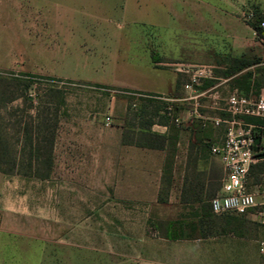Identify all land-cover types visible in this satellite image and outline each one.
I'll return each instance as SVG.
<instances>
[{
    "label": "rangeland",
    "instance_id": "obj_1",
    "mask_svg": "<svg viewBox=\"0 0 264 264\" xmlns=\"http://www.w3.org/2000/svg\"><path fill=\"white\" fill-rule=\"evenodd\" d=\"M208 4L216 12L223 6L221 0H0V135L9 154L0 161V229L7 216L6 228L16 243L27 244L30 235V245L56 250L80 240L99 256L105 254L112 184L119 186V197L132 195L123 184H139L133 195L150 196L149 184H154L161 161L159 153L123 151L115 127L132 132L149 120L158 122L159 116H168L163 113L166 104L179 120L168 123L174 125L171 138L179 128L202 125V143L211 147L223 140L224 126L214 128L211 119H229L227 97L240 86L248 94L251 85L245 82L253 78L246 71L230 73V64L209 61L202 40ZM248 7L239 14L244 23ZM148 58L157 69L178 74L176 92L161 95L167 102L129 88L139 80V64ZM177 65L206 68L209 74L193 90H185L187 78L175 71ZM256 71L264 73L259 67ZM253 84L256 95L260 89L264 94L261 74ZM256 119L264 127V119ZM259 132L256 143L262 147L264 130ZM27 135L33 141L30 149ZM173 146L171 140L162 155L160 197L165 196ZM207 158L216 171L221 168L214 157ZM247 190L255 194V214L264 207V157L249 166ZM164 208L170 216V208ZM193 214L195 234L252 227L259 240L264 238L256 216L237 220L215 215L209 202L195 206ZM75 228L82 229L80 239ZM145 230L149 239H156L150 220ZM71 254L57 249L54 256ZM90 256L84 253L83 262L92 263ZM60 261L55 264H71Z\"/></svg>",
    "mask_w": 264,
    "mask_h": 264
},
{
    "label": "crops",
    "instance_id": "obj_2",
    "mask_svg": "<svg viewBox=\"0 0 264 264\" xmlns=\"http://www.w3.org/2000/svg\"><path fill=\"white\" fill-rule=\"evenodd\" d=\"M221 1L223 6L218 8V12L215 8H211L210 4L205 6L208 11L206 10L207 15L202 21V40L208 47L206 52L212 58L209 61H218L227 66L231 64L232 59L253 61V64L239 71L242 74L245 71L251 73L253 79L248 78L245 82L246 86L249 83L251 85L246 87L249 89V93L246 94L243 86H240L238 91L248 97H256L257 88L253 84V80L260 77V74L261 77H264V73L256 71L258 67L264 69V40L260 39L247 23L240 20L239 14L243 7L250 5L251 10H258L264 16V0ZM210 12L215 14L211 16ZM211 29H213V33H211ZM139 67V80L132 81V84L129 85L130 89L157 96H170L176 92L178 74L169 70L157 69L149 58L140 63ZM262 91L263 89H260L261 93ZM253 120L258 119L250 118L248 122L260 126L252 122ZM154 127L159 130H155ZM114 129L118 131L117 142L123 151L159 153L161 161L155 168L154 184H149L153 189V194L150 196L133 195V191H139V184H123L124 189L130 188L132 195L119 197L116 195L119 186L112 184L113 196L110 203L111 215L107 219L105 254L99 256L97 250L95 251L91 247L85 248L80 240L74 245L60 244L56 250L48 245H30V235L26 236L27 244L16 243L17 240L11 234L12 231L6 228L9 219L6 216L3 218L5 223L0 229V264H55L56 260L64 262L68 260L71 264H87L88 262H83L84 253L91 254L92 263L90 262V264H99V259L103 264H264L258 251L259 232L252 227L245 230L240 228L224 230L219 233H205L204 235L194 233L195 228L190 221L193 220L195 206H203L208 201L204 198L199 201H183L181 197L188 147L193 141L189 128H179L175 131L169 174L170 184L168 187L165 186L164 197H160L164 169L162 155L166 153L168 144L164 150L126 145L122 143L124 128L118 126ZM150 131L164 136L169 134L168 127L158 124H153ZM255 131L258 140L262 135L259 130ZM132 132L136 135L144 131L134 128ZM204 141L209 142L207 139ZM207 153L209 157H213L208 151ZM207 157L203 155L202 159L197 161L196 172L215 170L212 160L207 161ZM214 158L221 167L219 160ZM109 166L111 167V159ZM112 167L114 171V161ZM216 169L221 173L222 167L216 166ZM164 207L170 208L172 212L170 216ZM246 216L255 215L248 213L233 217L241 220ZM147 220H150L156 229L155 240L149 239L146 235ZM258 227L260 228V226ZM73 231L75 237H79V239L82 237L81 228H75ZM57 249L61 254L65 252L74 254L67 257L59 255L56 258L54 254L57 253ZM94 253L96 254L93 255Z\"/></svg>",
    "mask_w": 264,
    "mask_h": 264
},
{
    "label": "built area",
    "instance_id": "obj_3",
    "mask_svg": "<svg viewBox=\"0 0 264 264\" xmlns=\"http://www.w3.org/2000/svg\"><path fill=\"white\" fill-rule=\"evenodd\" d=\"M253 18L254 11L250 10L246 14L247 22ZM260 27L264 29V21ZM175 71L186 76L187 83L183 84L185 90H193L200 84L201 78L209 74L206 68L187 65H177ZM157 98L169 101L161 96ZM170 109L171 106L167 105L166 110ZM226 113L229 119H211L214 128L224 126V138L219 144L210 147V154L221 164L223 178L219 193L209 201V206L216 215L243 216L257 207L255 194L247 190V174L251 163L258 159L256 153L262 152L256 143L255 130H264V127L244 120L264 119V94L248 97L235 90L226 99ZM199 118L203 121L206 119L201 116ZM174 121L179 123L177 118ZM254 215L264 228V207ZM258 251L264 261V238L258 242Z\"/></svg>",
    "mask_w": 264,
    "mask_h": 264
},
{
    "label": "trees",
    "instance_id": "obj_4",
    "mask_svg": "<svg viewBox=\"0 0 264 264\" xmlns=\"http://www.w3.org/2000/svg\"><path fill=\"white\" fill-rule=\"evenodd\" d=\"M254 11V18L250 21L247 22V24L256 32L257 36L264 40V29L260 27V23L264 21V16L258 11V10H253ZM253 61H247L244 59H232L231 64H230V73H235L239 72L242 69H245L246 67L250 66L253 64ZM179 80L177 79L176 85L178 86ZM137 94L145 95V96H154V97H160L157 95H151V94H144L141 92H136ZM167 105L165 104L164 108L165 110L163 113L168 116H159L158 122H153V121H147L143 124L142 129L144 132L134 134V132H128L126 130L123 131L122 134V143L126 145H133L137 147H144V148H149V149H155V150H164L165 146L170 142L171 140H175L174 137H170L169 134L168 136L164 135H159L156 133H153L150 131V127L153 124H158V125H163L168 127L169 131H171L174 127V125H169V121L173 124L174 120L176 119V116L174 115V111L172 108L167 111L166 110ZM157 114V113H156ZM154 114V115H156ZM171 115H173L171 117ZM250 118H246L247 122L249 121ZM252 122L258 123L257 120H253ZM200 123V120H199ZM260 123V122H259ZM56 125V122L53 124ZM260 125V124H259ZM202 126V125H201ZM199 125V127L196 125L194 128L192 127L191 129V136L194 140V143H190L188 147V153H187V164H186V172L184 176V181H183V190H182V200L186 201H199L201 198H204L206 201H210L212 198H214L218 191L220 190L221 186V179H222V173L215 171L213 169H210L209 171H201V172H196V166H197V161L199 159H202L204 150L207 148V151L210 154V146H208V143H202L201 141V136L203 133L202 127ZM47 130L48 127H45L44 130ZM39 132V131H38ZM26 141L29 143V149L30 146H32V138L30 135H27ZM256 141H257V135H256ZM262 152L259 153L257 156L263 158L264 157V144L261 147ZM37 153H39V148L36 150ZM8 143L5 139L2 138L0 135V161L3 158H8ZM47 165L50 166L51 162L48 159L47 160ZM6 174L12 173L11 171L9 172H4ZM197 174V175H196ZM199 176V177H198ZM165 184L168 187L170 184V175L166 176ZM204 206V205H203ZM210 208V206H209Z\"/></svg>",
    "mask_w": 264,
    "mask_h": 264
}]
</instances>
